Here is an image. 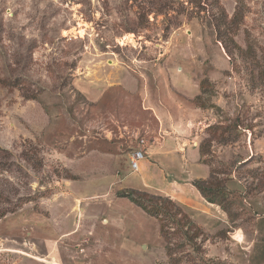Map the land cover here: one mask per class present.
<instances>
[{"label": "rangeland", "instance_id": "obj_1", "mask_svg": "<svg viewBox=\"0 0 264 264\" xmlns=\"http://www.w3.org/2000/svg\"><path fill=\"white\" fill-rule=\"evenodd\" d=\"M169 135L235 190L179 264H264V0H0V264H169L118 197Z\"/></svg>", "mask_w": 264, "mask_h": 264}, {"label": "crops", "instance_id": "obj_2", "mask_svg": "<svg viewBox=\"0 0 264 264\" xmlns=\"http://www.w3.org/2000/svg\"><path fill=\"white\" fill-rule=\"evenodd\" d=\"M160 138L144 148L146 157L140 162L138 170L140 172L142 167L145 168V174L140 179L141 187L155 188L159 196L168 197L182 207L195 223L206 231L215 232L218 229L216 221L223 219L224 213L219 207L207 203L192 185L194 180L207 179L210 170L200 162L196 142L190 144L183 138L177 141L171 135ZM205 220L210 224L207 225Z\"/></svg>", "mask_w": 264, "mask_h": 264}, {"label": "trees", "instance_id": "obj_3", "mask_svg": "<svg viewBox=\"0 0 264 264\" xmlns=\"http://www.w3.org/2000/svg\"><path fill=\"white\" fill-rule=\"evenodd\" d=\"M196 98V97H195ZM216 128L212 129V133ZM207 140L199 145L200 162L206 166L204 160L207 151ZM209 176L207 179H198L192 182V185L199 192L201 197L209 204L218 206L226 215L230 222H233L234 214L231 207L234 201L229 196L235 197V190L226 188V179L217 177L216 171L209 167ZM118 197L129 200L133 205L145 212L149 217L157 220L159 225L160 237L165 242L166 254L169 264H179V260L174 256L173 239L180 237L184 243L193 242L200 234L201 229L192 222L188 215L175 202L168 197L152 195L147 192L128 191L120 193Z\"/></svg>", "mask_w": 264, "mask_h": 264}, {"label": "built area", "instance_id": "obj_4", "mask_svg": "<svg viewBox=\"0 0 264 264\" xmlns=\"http://www.w3.org/2000/svg\"><path fill=\"white\" fill-rule=\"evenodd\" d=\"M145 141L142 139L139 142L138 148L133 150L129 155V167L131 172H137L139 170L140 162L146 157L144 152Z\"/></svg>", "mask_w": 264, "mask_h": 264}, {"label": "bare ground", "instance_id": "obj_5", "mask_svg": "<svg viewBox=\"0 0 264 264\" xmlns=\"http://www.w3.org/2000/svg\"><path fill=\"white\" fill-rule=\"evenodd\" d=\"M237 240H241L242 239V234L240 232H237L235 235Z\"/></svg>", "mask_w": 264, "mask_h": 264}]
</instances>
